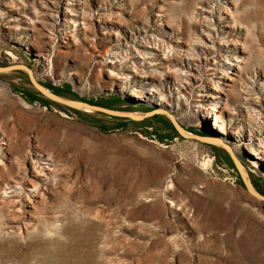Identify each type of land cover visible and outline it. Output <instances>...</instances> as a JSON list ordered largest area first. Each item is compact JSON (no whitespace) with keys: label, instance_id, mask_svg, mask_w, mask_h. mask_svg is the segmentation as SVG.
I'll return each instance as SVG.
<instances>
[{"label":"rangeland","instance_id":"374dc122","mask_svg":"<svg viewBox=\"0 0 264 264\" xmlns=\"http://www.w3.org/2000/svg\"><path fill=\"white\" fill-rule=\"evenodd\" d=\"M17 64L147 116L0 73V264H264V0H0Z\"/></svg>","mask_w":264,"mask_h":264},{"label":"water","instance_id":"95a60500","mask_svg":"<svg viewBox=\"0 0 264 264\" xmlns=\"http://www.w3.org/2000/svg\"><path fill=\"white\" fill-rule=\"evenodd\" d=\"M14 70H24V71H27L28 74H29V78H30V82L31 84L33 85V87L43 96V97H46L50 100H53L55 102H58V103H61V104H64L66 106H69V107H72V108H78L80 110H82L81 108H79L78 106L82 105L86 108H89L93 111H96V112H101V113H106L108 115H111V116H118V117H130L132 119H137V118H140V117H137L136 115L134 114H128L126 112H121V111H115V110H111V109H107V108H104V107H100V106H97V105H92L90 103H85V102H82V101H77V100H70V99H65L61 96H58L50 91H48L45 87H43L41 84H39L34 76H33V73L32 71L27 68V66L25 65H21V64H17V65H12V66H6V67H2L0 66V73H9L11 71H14ZM84 111V110H83ZM92 111V112H93ZM143 117L147 116L146 114L145 115H142ZM141 116V117H142ZM142 117V118H143ZM175 128L177 129V131L179 132V134L184 137V138H192V139H195L197 138L194 134H191L187 131H185L184 129H182V127L175 121L174 117L173 116H170ZM230 151V150H229ZM231 156L233 158V161L234 163L236 164V168L238 170V172L241 174V177L244 181V184L246 186V188L248 189V191L256 198L258 199H262L264 200V195H262L260 192H258L256 190V188L252 185V183H249L248 181L249 180H246L245 178V174L244 172L245 169L242 167V165L240 164L239 160L236 158V156L234 155V153L231 152ZM247 173V172H246Z\"/></svg>","mask_w":264,"mask_h":264},{"label":"bare ground","instance_id":"6f19581e","mask_svg":"<svg viewBox=\"0 0 264 264\" xmlns=\"http://www.w3.org/2000/svg\"><path fill=\"white\" fill-rule=\"evenodd\" d=\"M135 96V95H134ZM139 101H141V100H139ZM79 108H83V109H87V110H90V111H93V110H91V109H89V108H86V107H84V106H82V105H80V106H78ZM213 109V108H212ZM136 115L138 116V117H141L143 114H137L136 113ZM215 142L218 144V145H221V146H223L224 147V145H225V143L224 142H222V141H219L218 139H215ZM4 144H5V142H3ZM6 145H8V144H6ZM42 147V146H41ZM248 149V151H249V153L251 154V155H254V156H257V157H260V156H263V153L262 152H260V151H258V149H256L253 145H251L250 146V148H247ZM38 155H40V153H38ZM235 155V154H234ZM40 162V161H39ZM33 163V167H34V172H36V173H38V174H42V175H45V172H44V169L42 168V164H40V163H38V162H32ZM19 168L21 167V164L19 163ZM49 169H50V167H48ZM244 174H245V178H246V180H249L248 182L249 183H251V181H250V179H248V177L246 176V173L244 172ZM172 202V201H171ZM174 205V204H173Z\"/></svg>","mask_w":264,"mask_h":264},{"label":"trees","instance_id":"16d2710c","mask_svg":"<svg viewBox=\"0 0 264 264\" xmlns=\"http://www.w3.org/2000/svg\"><path fill=\"white\" fill-rule=\"evenodd\" d=\"M32 96H35L34 94L32 95V93L29 94V97L31 98ZM36 97V96H35Z\"/></svg>","mask_w":264,"mask_h":264}]
</instances>
